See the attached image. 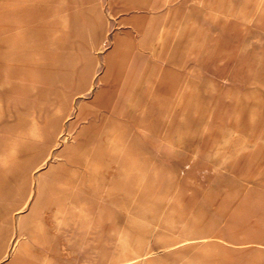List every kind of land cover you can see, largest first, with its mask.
<instances>
[{"label":"rangeland","instance_id":"374dc122","mask_svg":"<svg viewBox=\"0 0 264 264\" xmlns=\"http://www.w3.org/2000/svg\"><path fill=\"white\" fill-rule=\"evenodd\" d=\"M0 264H264V0H0Z\"/></svg>","mask_w":264,"mask_h":264},{"label":"crops","instance_id":"0c3cea01","mask_svg":"<svg viewBox=\"0 0 264 264\" xmlns=\"http://www.w3.org/2000/svg\"><path fill=\"white\" fill-rule=\"evenodd\" d=\"M122 106H123V102L118 100L114 105V109H113L114 113L116 114L122 113ZM131 156H132V152L123 153L120 151L119 153L117 151H114V153L109 154L107 157L110 160L116 159L120 161L122 159L123 161V160L130 158ZM102 160H103V157L101 156V153L93 152L91 157L86 155L84 158L77 160V161H75L72 158V156L68 154L66 156V161H65L66 164H61L64 166L67 165L68 170L70 172V175L68 176L69 181H66V182H69V184L71 186H75V188H86V186H88V182H89L88 180L90 179V176L92 174L99 175V173L101 172L102 164H103ZM78 173H79V178L77 181H74V178H77L76 176ZM83 173H84V176H83ZM44 174L46 175L48 174V176H53L55 173L53 174V171L41 173L39 177L37 178V184H36L37 188H36V193H35L36 195H35V206H34V211H35L34 216L36 217L39 215V214L37 215V211L40 207H42L43 205L48 206L47 203L44 202V199L45 200L50 199L51 201L50 205L54 206L53 205V200H54L53 195L55 193L54 190L55 188H60V186H55V182H53L55 180L54 178L47 179V180L42 179V176ZM57 176L58 175H56L55 178ZM39 190H41L40 192L42 196L39 199H37V194ZM46 208H49V207H46ZM48 210L52 211V208L50 207ZM34 216L31 219L33 223L29 225H27L26 223H23L22 220L19 222V234L23 236L24 235L28 236L32 238L33 240L38 238V235L40 232L39 224L37 222L36 217Z\"/></svg>","mask_w":264,"mask_h":264},{"label":"bare ground","instance_id":"6f19581e","mask_svg":"<svg viewBox=\"0 0 264 264\" xmlns=\"http://www.w3.org/2000/svg\"><path fill=\"white\" fill-rule=\"evenodd\" d=\"M79 151V150H78ZM61 190V189H60ZM41 191V190H40ZM58 191V190H57ZM56 194H59L58 192H56ZM63 194V193H62ZM37 199H39V195L37 196ZM63 200V198L61 199V198H56L54 201V203H55V205H56V207L58 208V210H62L63 209V206H64V201H62ZM62 201V202H61ZM25 245H27L26 243H24ZM24 245V246H25ZM22 247H23V245H22ZM19 251V250H18Z\"/></svg>","mask_w":264,"mask_h":264}]
</instances>
